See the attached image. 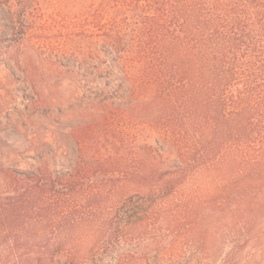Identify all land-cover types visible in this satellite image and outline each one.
I'll use <instances>...</instances> for the list:
<instances>
[{
    "label": "rangeland",
    "instance_id": "obj_1",
    "mask_svg": "<svg viewBox=\"0 0 264 264\" xmlns=\"http://www.w3.org/2000/svg\"><path fill=\"white\" fill-rule=\"evenodd\" d=\"M200 1L0 0V169L25 174L0 171V264H264V221L241 247L250 214L227 200L250 182L246 163L177 174L188 113L144 105L169 97L132 92L142 60L128 38L109 46L113 31H143L159 54ZM247 1L264 36V0Z\"/></svg>",
    "mask_w": 264,
    "mask_h": 264
},
{
    "label": "trees",
    "instance_id": "obj_2",
    "mask_svg": "<svg viewBox=\"0 0 264 264\" xmlns=\"http://www.w3.org/2000/svg\"><path fill=\"white\" fill-rule=\"evenodd\" d=\"M191 9V21L162 31L157 43L159 54L147 48L148 33L143 31H113L108 34L109 46L111 52L117 51L128 38L129 51L138 52L143 66L133 77L128 73L132 92L136 93L141 84L144 98L162 91L169 97L168 101L161 100L164 106L156 101V97L144 105L150 106L154 101L156 106L161 105L162 111L170 107L188 113V124L176 127L178 133H174L181 139L179 143L187 147L180 164L174 165L177 174L188 171L198 162L201 165L198 172L211 171L217 165L226 168L228 156L246 163V169L238 171L245 176V182H250L240 189V196L227 198L237 208L248 209L250 214L246 219V231L251 237L244 241L243 247L263 234L256 228L264 221V180L255 182L258 176L264 177L263 26L248 9L247 0L243 5L237 0H204ZM176 17L175 14L171 18ZM127 59L121 57L120 60ZM99 64L93 58V69L99 73L113 71L112 66L104 69ZM91 76L93 83L96 75L91 73ZM200 111L203 115L198 117ZM228 112L231 113L229 120L225 117ZM159 119L163 120L162 115ZM225 123H230L232 128L220 133L218 127ZM198 124L202 128L211 127L212 133L201 132L200 135ZM233 141L238 145H233ZM170 150L172 147L167 153L172 154ZM196 150L198 152L194 154ZM161 151V147L156 151L159 157ZM233 169L231 166L227 170ZM0 171L6 173L7 178L13 174L25 176L9 169Z\"/></svg>",
    "mask_w": 264,
    "mask_h": 264
}]
</instances>
